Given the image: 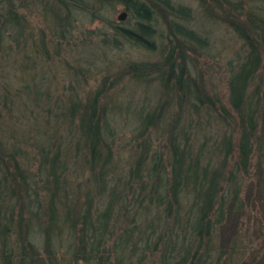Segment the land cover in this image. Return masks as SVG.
<instances>
[{
    "label": "trees",
    "instance_id": "trees-1",
    "mask_svg": "<svg viewBox=\"0 0 264 264\" xmlns=\"http://www.w3.org/2000/svg\"><path fill=\"white\" fill-rule=\"evenodd\" d=\"M206 1L207 17L242 40L234 59L223 61L222 95L204 88L198 60L209 43L186 26L189 7L0 0V264H264V14L241 1ZM118 4L127 27L106 15ZM32 8L45 25L39 34L28 19ZM79 17L105 23L95 33L103 46L152 49L153 37L159 40L160 60L122 69L136 79L156 74L164 90L156 107L139 113L126 142H116L118 106L104 97L114 81L96 78L94 91L78 96L89 66L62 65V77L75 78L79 91L69 84L59 95L19 81L37 59L55 64L79 48ZM8 64L18 69L16 84ZM22 94L33 108L14 105ZM26 111L48 128L34 127L35 143L34 133L13 129ZM27 145L35 152L25 154Z\"/></svg>",
    "mask_w": 264,
    "mask_h": 264
},
{
    "label": "rangeland",
    "instance_id": "rangeland-1",
    "mask_svg": "<svg viewBox=\"0 0 264 264\" xmlns=\"http://www.w3.org/2000/svg\"><path fill=\"white\" fill-rule=\"evenodd\" d=\"M174 4H181L185 7H189L192 11V18L186 22V26L195 30L199 35L207 38L209 47L206 53H202L198 60V66L201 71L204 72V88L206 91L212 90L219 95L225 91V85L223 83V61H227L231 58L234 59V53L240 51L242 48V40L235 34L232 28L227 25L221 19L207 17L205 13V2L204 0H171ZM206 1V0H205ZM241 1V4L246 9L251 8L253 11H257L264 14V0H231ZM207 3V1H206ZM121 11H126L122 5H117L113 12L106 13L107 17L113 19L118 25L122 27L128 26L127 17L124 21H117L116 17ZM39 10L32 8L29 13V20L32 22L35 32H40L39 29H45V25L39 17ZM80 18L77 22L75 38L76 42L79 43V48H71V51L65 50L61 53V56L55 58L57 62L54 64L47 65L45 62L42 63L41 58L37 59V65L34 68L20 74V82H27L31 85H37L45 90H50L53 94H61L64 86L72 84L76 87V91H79L80 85L75 78H64L62 77L64 69V62L67 61L73 68L79 69L80 67L89 71L87 66L90 67V74L86 75V82L82 89L79 91L78 96L80 99H84L87 92L94 91L95 79L98 80L105 77L108 79L106 85H110V82H115L114 86L110 89H106L104 97L111 98L109 105L116 104L118 106L114 113L117 121L118 132L116 142H126L131 138L133 134V126L136 118L141 112H147L162 101L163 87L162 81L156 78V74L143 75L141 79H136L133 73H127L124 67L129 62H142V63H154L161 59L160 43L156 35L153 37L154 46L152 49H146L142 46L132 45L127 42H123L119 48H111L109 46L101 45L100 39L95 33H99L106 29V25L103 22H90L87 18ZM245 19V15H242ZM237 19V18H236ZM155 29H160V23L157 21L154 25ZM88 31H94L92 36L88 37ZM39 34V33H38ZM83 42V43H82ZM92 63V65H90ZM215 63H219L215 65ZM15 64H8L6 71H9V79L17 83L18 77L16 71L17 67ZM209 67H212L209 69ZM69 72L68 67L65 68ZM101 71L98 73V71ZM124 71V72H123ZM210 72V77H209ZM88 73V72H87ZM122 73V74H121ZM47 74V78L41 83L29 82L31 77L39 79L41 75ZM50 78V79H48ZM54 80H52V79ZM70 80V81H69ZM58 84V85H57ZM59 87V89H57ZM60 90V93H59ZM62 90V91H61ZM64 92V91H63ZM105 102V100H103ZM24 102L26 108L32 107V97L27 94H22L18 100H15L14 105L17 103ZM43 104L45 99H43ZM107 106V104H106ZM19 110H23L21 104ZM15 112L12 115L15 116ZM19 125H13V129L18 134L22 132H28L27 134H33L30 136L35 143V136L40 138L39 134L34 131L35 126L46 130V126L42 123L40 115L35 118L31 112L26 111L23 114H17ZM27 115H30L26 118ZM37 116V115H36ZM211 127V126H210ZM64 128V127H63ZM65 129V128H64ZM59 133L67 134L66 131L59 129ZM8 135V134H7ZM33 143V142H32ZM24 153L29 151L35 152V149L31 145L23 146ZM34 171V167H33ZM33 242L37 245L41 244V240L35 235ZM15 239V235L12 237ZM0 236V252L2 250ZM59 246V243L57 244ZM61 246V245H60Z\"/></svg>",
    "mask_w": 264,
    "mask_h": 264
},
{
    "label": "water",
    "instance_id": "water-1",
    "mask_svg": "<svg viewBox=\"0 0 264 264\" xmlns=\"http://www.w3.org/2000/svg\"><path fill=\"white\" fill-rule=\"evenodd\" d=\"M126 18H127V12L126 11H121L116 17L117 21H119V22L124 21Z\"/></svg>",
    "mask_w": 264,
    "mask_h": 264
}]
</instances>
